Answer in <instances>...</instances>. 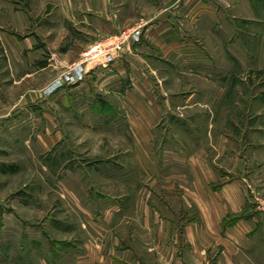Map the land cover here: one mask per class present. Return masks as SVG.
Instances as JSON below:
<instances>
[{"label": "rangeland", "instance_id": "374dc122", "mask_svg": "<svg viewBox=\"0 0 264 264\" xmlns=\"http://www.w3.org/2000/svg\"><path fill=\"white\" fill-rule=\"evenodd\" d=\"M105 15L139 43L43 95ZM157 220L176 264H264V0H0V264H99Z\"/></svg>", "mask_w": 264, "mask_h": 264}, {"label": "crops", "instance_id": "0c3cea01", "mask_svg": "<svg viewBox=\"0 0 264 264\" xmlns=\"http://www.w3.org/2000/svg\"><path fill=\"white\" fill-rule=\"evenodd\" d=\"M101 1H105V0H101ZM89 11L90 10L87 8V15H89L88 14ZM93 12L97 13V11L96 10L94 11V9H93ZM94 18L96 19L97 27L93 29V32H95V34H96L95 36L98 38V40H100L101 38H104L108 35H113V34H116V33L121 31V29H119L120 28L119 22L115 21L111 15H105V16H101V17L96 16ZM99 18H100V20H99ZM112 64H117V61H115L114 63L112 62L111 65ZM149 215L152 216V214H149ZM157 221L161 223V227L158 229V232H156L155 237L148 238L147 233L149 232V228H148L149 225L148 224L143 225L140 222L142 228H146L143 231L144 232L143 234H146L145 238H143V236H141L142 234H138V232H136V234H134L133 237H130V241H132V244H133L132 249L126 248L125 250L120 251V252H124V253H121L123 255L124 254L128 255V253H125L126 251L131 252L132 253L131 257L133 259L132 261H131V259L130 260L124 259V257L120 256L121 254L120 255L117 254V252H113V253L108 252V254L105 253L104 255H102V261L99 262V264H101V263H105V264H148L146 261H144V259L141 258L142 254L144 253L143 252L144 246L147 249V251L148 250H150V251L155 250L156 251V257L155 258L152 257V260L150 258V261H153V264H176V263H179V260H174L173 257H171L172 259L167 258L168 254H170V255L173 254L172 251L175 250V246L173 247V244H172L171 248L168 249V251H167L166 249H164V245L166 244L168 239L171 238L173 235H171V234H170V236H169V234L167 235V231H166V233H164L163 232L164 226L162 225V222L159 220H157ZM189 228L185 229V233H186L185 241L187 243L188 242L192 243V245L200 244L201 238L204 237L205 233H206L205 232V230H206L205 225L201 226V228H200V226H194V228H192V230H191V228L190 229ZM193 231L195 233H193ZM191 234H196V237L194 238ZM152 236H153V234H152ZM176 249H177V247H176ZM114 250H116V249L114 248ZM198 251H200L199 247H198V250L196 251V253ZM164 252H166V253L164 254ZM98 257L99 256L93 257V260L96 261L97 259H99ZM196 261H197V264H199V262L201 261L200 254H199V256L197 255V257L193 259V263L196 264ZM149 264H151V262H149Z\"/></svg>", "mask_w": 264, "mask_h": 264}, {"label": "built area", "instance_id": "2783aa9c", "mask_svg": "<svg viewBox=\"0 0 264 264\" xmlns=\"http://www.w3.org/2000/svg\"><path fill=\"white\" fill-rule=\"evenodd\" d=\"M142 35V26L121 31L103 42L94 43L88 47L80 56L79 60L72 65L63 68L54 80L43 88L45 96L51 95L57 90L78 84L83 81L88 72L96 67H107L114 61L117 53L125 45L139 43Z\"/></svg>", "mask_w": 264, "mask_h": 264}]
</instances>
